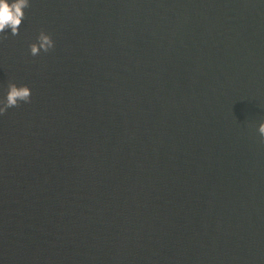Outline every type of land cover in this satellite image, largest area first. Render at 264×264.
<instances>
[{"label":"water","instance_id":"1","mask_svg":"<svg viewBox=\"0 0 264 264\" xmlns=\"http://www.w3.org/2000/svg\"><path fill=\"white\" fill-rule=\"evenodd\" d=\"M10 82L0 264H264V0H30Z\"/></svg>","mask_w":264,"mask_h":264},{"label":"clouds","instance_id":"2","mask_svg":"<svg viewBox=\"0 0 264 264\" xmlns=\"http://www.w3.org/2000/svg\"><path fill=\"white\" fill-rule=\"evenodd\" d=\"M30 0H0V35L9 32L11 35H19V30L25 18V9L29 8ZM55 47L52 37L41 31L37 42L30 45L32 56H38L41 51L48 52ZM32 90L27 86H18L10 82L7 91L0 96V115L8 109L18 107L21 103H30ZM259 134L264 137V123L258 127Z\"/></svg>","mask_w":264,"mask_h":264}]
</instances>
